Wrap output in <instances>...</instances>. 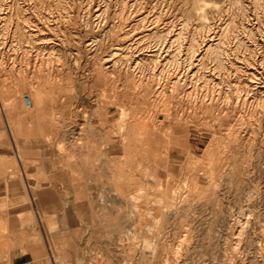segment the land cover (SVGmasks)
<instances>
[{
	"label": "rangeland",
	"instance_id": "374dc122",
	"mask_svg": "<svg viewBox=\"0 0 264 264\" xmlns=\"http://www.w3.org/2000/svg\"><path fill=\"white\" fill-rule=\"evenodd\" d=\"M141 32L154 55L105 66ZM38 237L85 264H264V0H0V264Z\"/></svg>",
	"mask_w": 264,
	"mask_h": 264
},
{
	"label": "crops",
	"instance_id": "0c3cea01",
	"mask_svg": "<svg viewBox=\"0 0 264 264\" xmlns=\"http://www.w3.org/2000/svg\"><path fill=\"white\" fill-rule=\"evenodd\" d=\"M60 174L61 176L59 180L62 181L64 180L67 183L68 171L62 169ZM54 177H57L55 173H54ZM41 198L44 199L45 196L42 195ZM40 210L42 209H38V208L33 209V211L36 213L37 216L36 218L38 222H40L39 216L40 214H42V211ZM24 211H26L25 207L16 210L15 214L23 213ZM62 229L68 230L67 226ZM8 247H9V251L11 252L10 253L11 258L9 259V264H85L86 263V259L84 258V256L78 253H63V254L54 253V251L51 249L52 243L46 241L43 238L40 239L39 237L33 241L25 240L22 242H15V240H12V243L8 244Z\"/></svg>",
	"mask_w": 264,
	"mask_h": 264
},
{
	"label": "bare ground",
	"instance_id": "6f19581e",
	"mask_svg": "<svg viewBox=\"0 0 264 264\" xmlns=\"http://www.w3.org/2000/svg\"><path fill=\"white\" fill-rule=\"evenodd\" d=\"M17 1V0H16ZM21 15V14H20ZM7 16V15H6ZM143 18V17H142ZM6 24V23H5ZM30 25V24H29ZM24 32V31H23ZM223 32V31H222ZM216 34V33H215ZM145 35L144 32H141V33H136V35L134 36L133 39H131V41H129L128 43V46H129V49H124V46L120 45L118 47H115L113 50L110 49V51L105 54L104 56V61H105V66H110L111 68H114L116 67L118 64L116 62V56H126V59H127V64L128 65H131L132 64V67H140L141 63H142V60L145 59L147 56H150L152 55L153 53H144L143 50H138L135 48V46L132 47V44L135 43V41L141 37H143ZM213 34L211 33V36L209 35V39L212 40L213 39ZM218 39V38H217ZM4 40V39H3ZM213 42V41H212ZM213 44V43H212ZM211 44V45H212ZM214 45V44H213ZM207 46H210V42L208 43ZM13 47V46H12ZM215 49V48H214ZM157 51V50H156ZM219 53V52H218ZM150 54V55H149ZM162 54V53H161ZM160 54V51L158 50L157 51V56H161ZM154 55V54H153ZM156 55V54H155ZM225 55V54H224ZM36 57V56H35ZM50 57V56H49ZM59 57V56H58ZM162 57V56H161ZM27 59V58H25ZM60 59V57H59ZM52 60V59H51ZM55 60V59H54ZM199 60V59H198ZM219 61V60H218ZM109 62V63H107ZM46 63V62H45ZM48 63V62H47ZM26 64V63H25ZM51 64V63H50ZM27 65V64H26ZM160 71V70H159ZM181 73V72H180ZM109 74V73H108ZM214 74V73H213ZM184 76V75H183ZM208 76V75H207ZM179 77V76H178ZM176 78V79H179V78ZM212 78V77H211ZM221 78V77H220ZM195 79V78H194ZM223 79V78H222ZM206 80V79H205ZM208 80V79H207ZM210 80V79H209ZM143 81V80H142ZM207 82V81H206ZM156 83V82H155ZM186 84V83H185ZM188 84V83H187ZM209 86V85H208ZM254 86V84H253ZM252 86V87H253ZM214 87V86H213ZM206 88V87H205ZM255 88V87H254ZM185 89V88H184ZM195 89V88H193ZM218 90V89H217ZM214 92V91H213ZM222 92V91H221ZM211 93V92H210ZM191 94V93H190ZM215 94V93H213ZM211 95V94H209ZM181 96V95H180ZM197 99V98H196ZM185 101V100H184ZM183 108V107H182ZM122 115V114H121ZM127 116V115H126ZM165 122V121H164ZM159 123V122H158ZM123 126V125H121ZM119 130V129H118ZM168 130V129H167ZM73 138V137H72ZM80 138V137H79ZM75 139V138H73ZM182 139V138H181ZM225 139V138H224ZM77 140V139H76ZM181 146V145H180ZM184 146V145H183ZM167 150V149H166ZM229 151V150H228ZM249 159V158H248ZM177 184V183H176ZM213 184V183H212ZM179 187V186H178ZM213 190V189H212ZM171 193V192H170ZM174 195V194H173ZM133 197V195H132ZM136 201V200H135ZM157 203V202H156ZM241 216V215H240ZM239 216V217H240ZM240 221V220H239ZM236 223V222H235ZM244 223V222H243ZM239 228V226H238ZM237 228V229H238ZM239 230V229H238ZM242 232V231H241ZM244 233V232H243Z\"/></svg>",
	"mask_w": 264,
	"mask_h": 264
},
{
	"label": "built area",
	"instance_id": "2783aa9c",
	"mask_svg": "<svg viewBox=\"0 0 264 264\" xmlns=\"http://www.w3.org/2000/svg\"><path fill=\"white\" fill-rule=\"evenodd\" d=\"M257 13H255L254 11V8H252V11L250 12V14L248 15L247 19L249 20V22H252V26L255 25V23H257ZM233 41H231L230 44L233 45ZM229 44V45H230ZM233 51H234V48L232 47H227L226 48V75L229 76V77H232V75L234 74V66L232 65V63L234 62L235 60V57H234V54H233ZM243 56V54L241 55ZM238 62L242 65L243 64V61L240 59L238 60Z\"/></svg>",
	"mask_w": 264,
	"mask_h": 264
}]
</instances>
